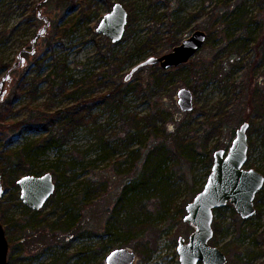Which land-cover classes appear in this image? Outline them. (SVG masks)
<instances>
[{"label":"rangeland","instance_id":"1","mask_svg":"<svg viewBox=\"0 0 264 264\" xmlns=\"http://www.w3.org/2000/svg\"><path fill=\"white\" fill-rule=\"evenodd\" d=\"M239 1L0 0V115L7 117L0 124V151L7 144L21 148L40 135L28 129L12 133L10 123L43 112L45 105L56 111L71 104L69 97L49 91L48 75L55 58L67 63L73 79L111 72L118 84H139V92L125 100L127 113L144 120L142 136L129 144L119 116L106 111L103 103L95 107L89 125H81L63 150L52 148L35 163L39 175L58 162L74 178L55 181L56 191L40 211L27 207L20 198V187H6L2 177L5 195L0 199V222L12 264H106L107 255L117 248L134 251V264H179L178 240L181 236L188 240L193 231L184 221L186 207L211 172L209 149L217 146L212 158L217 150H228L241 123L251 119L245 168L264 175V112L258 116L261 106L256 104L262 100L264 106V52L254 46L264 34V8L259 0H250L253 21L249 27L241 29L234 23L229 27L234 15L228 14ZM117 2L129 17L124 38L114 44L96 29ZM57 28H67L65 35L46 48L45 38ZM195 30L206 32L211 39L184 63L183 70L168 69L178 73H173L164 88L151 90L163 70L158 64L141 66L126 80L141 62L170 53ZM105 57L119 59L120 68L112 69ZM206 72L214 76L204 83L201 76ZM24 75L36 78L37 88L25 84ZM72 84L69 79L68 85ZM185 88L192 91L195 107L186 113L179 108L177 97ZM223 109L232 119L207 140V123ZM101 132L105 133L102 142L98 139ZM180 139L195 141V151ZM105 140L112 143L110 148ZM146 154L149 181L143 186L138 170ZM125 189L122 209L118 200ZM89 191L91 195L86 196ZM225 208L223 216L215 212L213 223L219 232L211 244L225 252L226 264H264V199L255 217L245 223L235 209ZM76 214L74 228L62 230ZM28 220L35 225L20 228Z\"/></svg>","mask_w":264,"mask_h":264},{"label":"trees","instance_id":"2","mask_svg":"<svg viewBox=\"0 0 264 264\" xmlns=\"http://www.w3.org/2000/svg\"><path fill=\"white\" fill-rule=\"evenodd\" d=\"M250 0H240L234 8H232V11L229 12V15H234V18L232 19V22H228V26L231 27V25L238 26L241 29H245L246 27H249L251 20L249 18V7L248 2ZM66 1H63L65 3ZM72 3V2H71ZM259 4L264 8V0H259ZM229 8V7H228ZM82 16V15H81ZM83 18V16H82ZM179 27L182 28L183 24L181 25L179 23ZM260 29L263 28L259 26ZM67 30V28H65ZM65 30H61L59 28L56 29L54 34L50 37L45 38L44 45L46 48H52V43L56 38H61V36H64ZM263 35V36H262ZM259 41L256 42L254 45L256 48L261 47V52H264V34H262ZM245 41L250 42V37L246 36ZM211 39V35L208 36L207 40ZM244 41V42H245ZM254 42V41H253ZM118 44V43H117ZM243 41H241V45H243ZM244 46V45H243ZM106 58V57H105ZM261 59L264 60V55L261 54ZM107 64L112 66L111 68L117 71L121 63H119V59H113V58H106ZM253 63V61L251 62ZM118 66V68H117ZM185 67L184 65L173 67L171 69L181 71ZM52 72L48 75V79L50 82L49 85V91L53 93H61L64 95V97H69V99H72L71 104L68 103L65 107L58 109L56 111L51 110L50 106L45 105L46 109L43 112L36 113L35 116L29 117L26 120L18 121L15 123H10V131H13L12 133H15L16 130H33L40 132V135L38 138L34 141L27 142L21 148L18 149H12L8 148V144L0 151V161H1V167L0 170L2 171V177L4 180L5 186H11L14 188H18L17 185L18 179L22 176H26L28 174L39 176L37 172L34 170L35 163L41 158V156L46 155L50 149L57 148L58 150H63L65 146H67L71 140H73V137L76 135L77 130H79L81 125L88 126L89 125V119L93 117L92 110L103 103L104 109L106 111H112L114 114L119 116V118L125 123L124 125V131L126 133L125 136V142H128L129 144L134 142V140L139 139L140 136H142V130L144 129V120L143 117H139L136 114L127 113L128 112V103L126 102V96L129 95L132 92H139L138 89H141L139 87V84L136 85H130V84H118L117 81H115L112 78V74L110 73H101L98 76H93L91 78L86 79H73L72 76L69 74L70 70L67 67V63L64 60H60L59 58H55V61L53 63ZM176 71V73H178ZM174 73V72H173ZM172 72L170 70H160L159 76H156L155 80L153 81V84L151 86V90H159L161 88H164L166 85H168L172 78L174 77ZM193 73V72H192ZM197 77V71L193 73ZM204 77L201 76V81L210 80L213 78L214 74H208L207 72L204 74ZM71 79L73 81L72 85H68V80ZM203 79V80H202ZM200 80V79H198ZM23 81L24 83H28L33 89L37 88V82L36 78H28V76L24 75ZM138 86V88H137ZM17 94V92H16ZM260 107L258 110V116L263 117V110L264 106L261 104L262 100L256 101ZM0 118V124H5L7 117L4 115ZM257 116V117H258ZM153 117V116H150ZM216 117V118H215ZM213 117L208 123H207V129L204 131V137L208 140L209 136L212 135L214 137L215 135L219 134L220 131L224 129L225 124H227L232 119V114L228 110L225 111L223 109L217 116ZM244 120V119H243ZM246 121V120H245ZM254 123V120L251 119L250 125ZM126 127V128H125ZM132 135L130 134L131 132ZM102 133V132H101ZM104 134L102 133L99 135L98 139L100 142L103 141ZM101 136V137H100ZM182 142V145H185L186 148H189L192 152L195 151L197 144H195V141H187L184 139H180ZM231 140V138H230ZM230 140L226 141V144H230ZM105 146L106 148H110L109 146L112 144L110 141L105 140ZM217 149V146H214L212 149H209V153H213L214 150ZM113 150V148L111 149ZM114 152V151H113ZM208 157V166L209 169L213 165V158L212 156ZM149 160V158H148ZM148 160H147V154L145 158L140 162V168L138 170L139 180L140 184L143 186H147V182L149 181V174H148ZM3 164V166H2ZM61 164V163H60ZM58 162L55 163L54 166H51L48 169L47 173H52L53 178L56 182L61 183V181L65 180L66 182H70L73 177H69L67 174V171L69 170H63L62 167ZM72 166V165H71ZM73 168V167H72ZM55 182V183H56ZM201 190V189H200ZM200 192V191H199ZM198 192V193H199ZM91 191L87 192L85 195H91ZM128 193V190L125 189L123 191L122 196L118 200V205L122 209L124 208L126 202L125 197ZM261 199H264V191H260L256 197H255V205L256 209L259 206V202ZM227 207H231L232 211L235 212L234 207L231 204H228ZM225 207L214 209L213 213L215 215L216 213H219L221 216L225 215L224 213ZM121 210V209H120ZM78 217V214H76L75 218L72 220L70 218V221L67 222V225L64 226L62 230L68 231L74 228L76 224V219ZM250 219H245L243 223L250 221ZM29 224L26 226V224L21 225L20 228L25 227H31L35 225V221L31 222L29 221ZM213 224L214 228V237L218 236L219 229L217 228V225L215 223ZM213 237V239H214ZM212 239V241H213ZM210 242V244L212 243ZM212 245V244H211ZM213 246V245H212ZM13 262V256L10 255L8 259V264H12Z\"/></svg>","mask_w":264,"mask_h":264},{"label":"water","instance_id":"3","mask_svg":"<svg viewBox=\"0 0 264 264\" xmlns=\"http://www.w3.org/2000/svg\"><path fill=\"white\" fill-rule=\"evenodd\" d=\"M128 17L124 5L117 2L100 20L96 32L110 38L114 44L119 43L124 38ZM206 39V32L195 30L170 53L163 54L162 57L151 56L141 62L127 75L126 80L130 81L133 73L141 66L158 64L162 69H170L184 65L204 47ZM0 86L3 87V82ZM177 97L179 108L183 112H192L195 109L190 89H181ZM249 128L248 122L241 123L228 150L220 149L214 153V162L204 187L188 203L184 221L193 227V231L188 240L183 236L178 240L179 264L227 263L225 252L210 244L214 237V209L231 204L243 220L253 218L257 214L254 200L264 185V175L256 169L245 168L249 159ZM17 185L21 190V200L34 211H40L56 191L51 172L39 176H22ZM4 194L0 174V199ZM9 250L7 234L3 223L0 222V264H8ZM105 261L106 264H133L136 261V253L127 248H117L107 255Z\"/></svg>","mask_w":264,"mask_h":264},{"label":"flooded vegetation","instance_id":"4","mask_svg":"<svg viewBox=\"0 0 264 264\" xmlns=\"http://www.w3.org/2000/svg\"><path fill=\"white\" fill-rule=\"evenodd\" d=\"M101 35V34H100ZM110 39V38H109ZM111 40V39H110ZM181 66V65H180ZM165 70H168V69H165ZM5 195V194H4Z\"/></svg>","mask_w":264,"mask_h":264}]
</instances>
